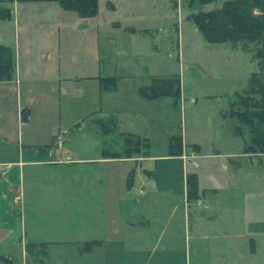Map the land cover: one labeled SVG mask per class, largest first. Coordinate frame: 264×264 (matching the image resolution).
I'll use <instances>...</instances> for the list:
<instances>
[{
    "label": "rangeland",
    "instance_id": "1",
    "mask_svg": "<svg viewBox=\"0 0 264 264\" xmlns=\"http://www.w3.org/2000/svg\"><path fill=\"white\" fill-rule=\"evenodd\" d=\"M225 1L98 0L87 18L56 2L0 3L11 11L0 20V44L16 68L13 83L0 84V161L17 162L0 166V264L165 259L163 246L148 261L112 243L88 246L114 238L118 182L147 177V163L139 171L135 159L104 154L122 153L127 133L153 142L150 155L167 153L172 136L189 143L185 177L194 176L196 198L188 188L184 199L166 192V213L178 216L166 233V264H264V154L250 150L249 127L229 115L258 61L241 45L209 43L188 20ZM154 78H177L180 95L145 99L140 89Z\"/></svg>",
    "mask_w": 264,
    "mask_h": 264
},
{
    "label": "trees",
    "instance_id": "2",
    "mask_svg": "<svg viewBox=\"0 0 264 264\" xmlns=\"http://www.w3.org/2000/svg\"><path fill=\"white\" fill-rule=\"evenodd\" d=\"M205 5L217 0H190ZM24 2H56L65 11L77 12L80 17L94 16L98 0H0V3ZM11 11L0 8V20L9 19ZM188 20L193 22L204 39L214 44L241 45L245 51H252L258 61L259 72H253L248 87L242 94H236L237 100L231 102L229 115L235 117L240 124L249 127L252 146L251 151L264 154V0H227L219 9L191 14ZM15 73V58L10 47L0 44V82L11 81ZM106 89L115 87L114 78L100 79ZM179 80L153 79L149 88H141V95L149 100L158 97L180 95ZM110 124V123H109ZM109 124H101L105 133L111 131ZM111 125V124H110ZM108 126V127H107ZM239 130V128L237 129ZM146 138L129 136L124 138L122 153L104 152L110 158H130L134 154L147 155ZM197 150V145H191ZM182 138L172 136L169 139L168 153L179 156L182 153ZM187 196L196 198L197 182L194 176L187 177Z\"/></svg>",
    "mask_w": 264,
    "mask_h": 264
},
{
    "label": "crops",
    "instance_id": "3",
    "mask_svg": "<svg viewBox=\"0 0 264 264\" xmlns=\"http://www.w3.org/2000/svg\"><path fill=\"white\" fill-rule=\"evenodd\" d=\"M13 81L14 80L0 82V84H10L13 83ZM159 98L161 97L152 99L151 101H158ZM127 134L133 136L132 134ZM53 142L54 139L52 140V145L55 147ZM187 144L189 143L185 135H183V149L179 156H171L168 151L166 153V150H164L162 153L156 155L147 154L139 156L138 158H134V156L130 158H120L135 159L137 163H140V166H138L139 171L140 168H142V163H147L144 167L147 177L145 179H140L141 181L131 177L127 179L125 183L118 182V192L121 193V195H117L114 203H112L117 213L114 217V238L113 240L108 238L95 239L94 241H90L93 242V244L88 246H107L108 243H112L118 250L120 248L121 252H129L130 256H146V258H148L147 261L149 260L150 253L154 256L157 253L158 246H163L162 250L165 253L163 258L165 259L158 262V264H166V246L171 243L169 240H166V233L171 229V221L177 220L178 217L175 216L176 213L173 211L166 213V202H173V197H168L167 200L166 192L174 189L173 193L175 195L183 194L182 197L184 199V193L187 188L185 169L189 160L187 158ZM148 145V148L151 149L153 147V142L148 141ZM191 145L194 144H190L189 146ZM49 150H51V148H41V153L44 155L52 153ZM226 155L232 156L235 155V153L229 152ZM2 159L4 160L0 161V166L9 167L13 164H17V162L10 161L7 157ZM2 172L3 174L1 177H5L7 174L6 170H2ZM205 190H213L214 193H218L217 189ZM183 205L185 206V203H183ZM104 212L107 217L106 210H104ZM179 218L180 229L182 227V232L186 233L190 215L186 216V213L183 211V221H181L182 216ZM199 239V236H195L196 244H199V242H197ZM36 244L46 245L43 243ZM144 246L152 247L144 248ZM119 257L122 259V255H119Z\"/></svg>",
    "mask_w": 264,
    "mask_h": 264
},
{
    "label": "built area",
    "instance_id": "4",
    "mask_svg": "<svg viewBox=\"0 0 264 264\" xmlns=\"http://www.w3.org/2000/svg\"><path fill=\"white\" fill-rule=\"evenodd\" d=\"M57 139H59V138H57ZM61 145H62V141L60 139L55 142V147L58 148V147H61Z\"/></svg>",
    "mask_w": 264,
    "mask_h": 264
}]
</instances>
